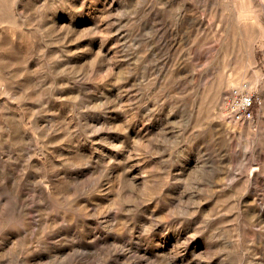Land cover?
<instances>
[{
  "label": "rangeland",
  "instance_id": "rangeland-1",
  "mask_svg": "<svg viewBox=\"0 0 264 264\" xmlns=\"http://www.w3.org/2000/svg\"><path fill=\"white\" fill-rule=\"evenodd\" d=\"M240 89L264 0H0V264H264Z\"/></svg>",
  "mask_w": 264,
  "mask_h": 264
},
{
  "label": "built area",
  "instance_id": "built-area-1",
  "mask_svg": "<svg viewBox=\"0 0 264 264\" xmlns=\"http://www.w3.org/2000/svg\"><path fill=\"white\" fill-rule=\"evenodd\" d=\"M227 106L228 113L237 121H254L259 113L264 112V100L255 98L248 89L236 90Z\"/></svg>",
  "mask_w": 264,
  "mask_h": 264
}]
</instances>
